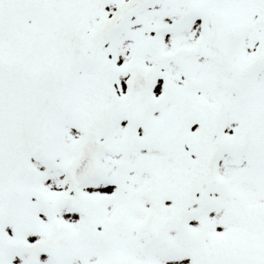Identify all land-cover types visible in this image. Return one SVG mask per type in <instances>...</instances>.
<instances>
[{
	"label": "snow or ice",
	"instance_id": "snow-or-ice-1",
	"mask_svg": "<svg viewBox=\"0 0 264 264\" xmlns=\"http://www.w3.org/2000/svg\"><path fill=\"white\" fill-rule=\"evenodd\" d=\"M0 264H264V0H0Z\"/></svg>",
	"mask_w": 264,
	"mask_h": 264
}]
</instances>
